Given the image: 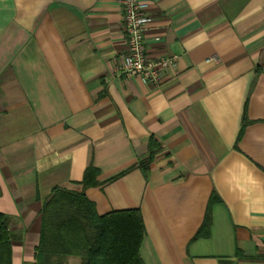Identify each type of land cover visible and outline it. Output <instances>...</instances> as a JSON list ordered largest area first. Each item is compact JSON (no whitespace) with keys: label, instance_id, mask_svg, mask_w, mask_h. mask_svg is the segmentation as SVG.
<instances>
[{"label":"crops","instance_id":"obj_1","mask_svg":"<svg viewBox=\"0 0 264 264\" xmlns=\"http://www.w3.org/2000/svg\"><path fill=\"white\" fill-rule=\"evenodd\" d=\"M142 1L147 55L175 59L158 86L120 75L118 0H0L13 264H38L44 203L56 188L81 193L90 167L99 216L141 211L144 264H264V0Z\"/></svg>","mask_w":264,"mask_h":264},{"label":"trees","instance_id":"obj_2","mask_svg":"<svg viewBox=\"0 0 264 264\" xmlns=\"http://www.w3.org/2000/svg\"><path fill=\"white\" fill-rule=\"evenodd\" d=\"M154 158L151 153L145 171ZM98 171L87 169L81 193L56 188L43 205L41 239L36 260L51 264L55 259L80 258L82 264H144L140 257L145 229L139 209L98 215L86 189L99 185ZM211 202L196 238L207 237L212 216ZM11 235L6 216L0 213V264H13Z\"/></svg>","mask_w":264,"mask_h":264},{"label":"built area","instance_id":"obj_3","mask_svg":"<svg viewBox=\"0 0 264 264\" xmlns=\"http://www.w3.org/2000/svg\"><path fill=\"white\" fill-rule=\"evenodd\" d=\"M118 2L128 42L119 67L120 75L128 79L138 76L147 84L158 86L175 59L163 58L161 61H156L147 55L145 36L148 27L153 23V17L148 13V2L142 0H118Z\"/></svg>","mask_w":264,"mask_h":264},{"label":"rangeland","instance_id":"obj_4","mask_svg":"<svg viewBox=\"0 0 264 264\" xmlns=\"http://www.w3.org/2000/svg\"><path fill=\"white\" fill-rule=\"evenodd\" d=\"M55 260H57V259H55ZM53 262V261H52Z\"/></svg>","mask_w":264,"mask_h":264}]
</instances>
